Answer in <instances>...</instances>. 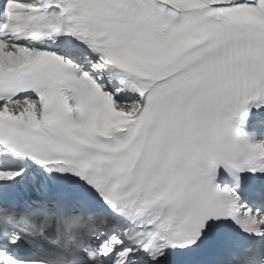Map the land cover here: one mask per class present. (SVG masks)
I'll list each match as a JSON object with an SVG mask.
<instances>
[{
	"label": "snow or ice",
	"instance_id": "obj_1",
	"mask_svg": "<svg viewBox=\"0 0 264 264\" xmlns=\"http://www.w3.org/2000/svg\"><path fill=\"white\" fill-rule=\"evenodd\" d=\"M0 264H264V0H0Z\"/></svg>",
	"mask_w": 264,
	"mask_h": 264
}]
</instances>
